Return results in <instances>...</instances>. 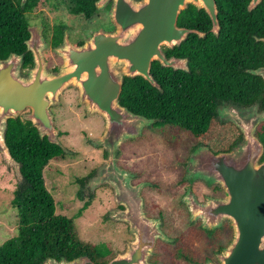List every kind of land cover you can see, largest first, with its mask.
<instances>
[{"label":"water","instance_id":"1","mask_svg":"<svg viewBox=\"0 0 264 264\" xmlns=\"http://www.w3.org/2000/svg\"><path fill=\"white\" fill-rule=\"evenodd\" d=\"M27 0H21L24 6ZM262 0H250L249 11ZM111 3L109 16L115 28H99L83 44L76 45L65 29L63 42L54 47L62 58L57 72L49 69L44 51L48 42L42 25L29 27L27 48L34 64L23 74L24 54L12 52L0 59V153L8 167L14 168L18 183L23 179L21 164L11 153L6 132L9 119L22 117L31 121L41 138L69 149L60 140L53 107L62 103L61 96L69 88L78 90V101L87 115L99 114L104 119L101 135L92 139L95 147H103L107 155L86 185L95 190L109 185L114 191L116 207L108 213L113 221L126 223L134 237L126 242L107 264H160L151 261L157 240H174L167 235L159 218H149L144 211L142 190L149 181L134 184L135 172L119 165L122 144L143 135L158 119L131 111L120 101L126 77L142 76L163 91L151 73L153 61L175 70L189 71L187 57L167 58L165 45L180 46L190 33L204 36L198 29L179 26L181 12L195 5L210 16L215 35L220 33L217 0H97L104 10ZM264 41V37L257 38ZM248 72L264 80V66ZM218 118L234 123L242 139L229 151L215 153L208 145L195 148L187 160L185 179L191 183L204 181L208 186H221L225 197L199 201L191 188L184 196L191 221L202 219V226L211 229L216 223L231 220L236 228L235 239L217 255L220 264H264V143L257 135L264 122V109L259 103L249 106L222 104ZM249 227V239L245 238ZM248 247V248H245ZM41 264H96L88 255L73 259L48 256ZM215 264L210 258L204 263Z\"/></svg>","mask_w":264,"mask_h":264},{"label":"trees","instance_id":"2","mask_svg":"<svg viewBox=\"0 0 264 264\" xmlns=\"http://www.w3.org/2000/svg\"><path fill=\"white\" fill-rule=\"evenodd\" d=\"M96 1L27 0L22 6L21 0H0V59L16 52L24 54V68L33 64V54L26 44L33 13L45 18L44 8L53 4L57 9L66 6L71 13L89 19L99 12ZM249 2L217 0L219 35L211 31L208 13L190 4L179 15L178 24L206 32V35L192 33L173 50L189 57L190 71L170 70L159 61H153L151 73L163 91L142 76L126 77L121 103L134 113L158 119L154 127L180 128L215 153L231 150L242 139V133L236 126L224 128L227 123H220L215 112L205 110L203 104L208 101L202 98L203 91L199 88L205 78L219 90L226 91L225 95L234 101L246 105L260 102L264 107V80L248 72L264 66V41L257 39L264 37V0L252 11L248 9ZM65 27L67 25L57 23L50 29L47 37L52 46L62 41ZM177 74L195 76L192 86L198 89L181 90L175 85L169 88L167 76ZM204 91L210 92L208 88ZM63 134L66 132L61 131L60 135ZM257 134L264 143V123ZM6 140L12 155L21 164L23 179L17 184L11 202L18 212L17 235L0 245V264H41L48 256L73 259L80 255L90 256L96 264H106L108 257L96 244L78 237L74 219L56 212L54 196L45 183L44 170L49 162L65 159L69 152L47 137L41 138L32 122L22 117L9 119ZM78 183L81 185L78 195L83 197L85 178ZM92 199L90 194L78 216Z\"/></svg>","mask_w":264,"mask_h":264},{"label":"rangeland","instance_id":"3","mask_svg":"<svg viewBox=\"0 0 264 264\" xmlns=\"http://www.w3.org/2000/svg\"><path fill=\"white\" fill-rule=\"evenodd\" d=\"M52 10V16H49L48 20L43 19L37 12L33 13L35 17L33 19L47 20L48 24L67 25L72 41H76L80 33L85 34L92 28L89 20L71 13L66 6H61L57 11ZM45 11L48 15V8ZM107 13L109 15V11ZM51 62L52 65L56 63L55 58ZM61 100L59 106L53 107V112L57 128L66 132L60 135V140L69 149V154L65 159L49 162L44 170L45 183L54 196L56 212L73 218L78 237L96 244L109 261L124 247V241L131 234L127 224L113 221L108 216L109 211L116 207L114 191L109 185H102L93 191L88 188L89 193L85 191L88 180L95 175L107 155L103 147H95L92 144V139L101 135L104 130V119L99 114L87 115L85 106L79 104L78 90L75 88L66 90ZM171 133L168 126L155 127L153 130L145 129L139 138L122 144L118 163L129 170L138 168L137 171L143 172L144 178L156 182L154 188L144 190L148 205L159 202L172 225L170 230L173 234L187 233L189 226L184 218V212L173 200V196H177L183 187L178 185L182 180V169L174 164L172 157L183 155L182 152L185 151L181 149L178 151V147L171 148L173 145L166 141L176 139ZM189 139L196 140L191 134L190 138H184V140ZM181 144L182 142L175 146ZM161 157L168 158H162L165 164L159 166ZM82 178H85L84 198L78 195L81 189L78 181ZM17 184L14 168L6 165L0 153V245L17 235L18 212L11 203ZM204 190V186H196V191L200 194ZM90 194L93 195L91 204L78 216L80 209L89 200ZM156 211L157 209L153 210ZM190 239L193 244H197L196 248L207 247L206 238L201 232L199 234L198 230L194 231ZM173 250L174 247L170 245L160 246L158 260L162 264H184L173 256Z\"/></svg>","mask_w":264,"mask_h":264},{"label":"flooded vegetation","instance_id":"4","mask_svg":"<svg viewBox=\"0 0 264 264\" xmlns=\"http://www.w3.org/2000/svg\"><path fill=\"white\" fill-rule=\"evenodd\" d=\"M110 7H111V3L108 4L104 10H99V12L96 13L92 18H89V19L85 18L86 20H89V22H90L89 24L92 25V28L89 29L87 33H85V31H83L85 34L80 33L81 34L80 37L76 41H72V42L76 45L83 44L84 41L89 36H91L94 31L98 30L99 28H104L106 31L113 30L115 28V26L111 22V18L107 13V11L110 10ZM47 8H48V15L46 14V11H45ZM52 9H55L57 11V8L53 4H49L47 7H45L43 14H45L46 16H44L45 18H43V17L42 18L47 19V20L50 19V17L52 16V13H53ZM101 11H104V12H101ZM47 20L33 19V22H31L28 25V31H29V27H31V26L42 25L43 34H44L45 39L48 42V46H49L44 51V55H45V58H46V56L48 57V60H47L48 66L51 69V71L57 72L59 70L63 60L60 56H58L54 53L53 48L55 46H52L48 40L49 38L47 36H50V32H51L50 28H53L54 24L46 23ZM179 26H182V25L179 24ZM212 26H213V22L211 20V31H212ZM182 27H185V26H182ZM66 28L67 27H65L64 29H66ZM64 33H65V30H64ZM204 33L206 35V32H204ZM190 34H192V33H190ZM204 36H202V37H204ZM63 38H64V36H63ZM62 42H63V39L57 45H60ZM177 47H179V46H174L173 48H170V47L165 45L164 49H165L167 58L176 56V57H187L189 59V57L187 55H180V54L175 53L173 50ZM54 55H56V57ZM53 58H55L56 63H54L52 65L51 60ZM189 63H190V60H189ZM33 64H34V61H33ZM33 64L27 68H24V66H23L22 73L25 74L28 71V69L33 66ZM168 68L170 70L177 71V70L173 69L172 67H168ZM241 68H243V66H241ZM180 70L185 71L182 69H180ZM189 71H190V65H189ZM189 71H186V72H189ZM167 73H169V71H167ZM195 78H196L195 76H184L181 74H177V75L172 76V77L168 75L166 79H167V85L169 86V88L171 86L175 85L181 90H185V89L190 90V88L197 90L198 89L197 87L192 86V82H193L192 80ZM202 80H203L202 81L203 86L201 88H199V90L203 91L202 98H204L208 101V102L203 104L204 106H206L205 110H207V112H211V111L215 112L217 120L220 123H227L224 126V128L232 129L234 126H236L234 123L225 122V121H222L218 118L217 111H216L217 106L222 105V104H235L238 106H249V105L242 104L241 102H238V101H234L232 98H229L225 95L226 91L219 90L217 88L216 84L212 83L211 81L206 80L205 78H203ZM170 83L172 85H170ZM230 86L231 85H229L228 87H230ZM206 88H208L210 90V92H205L204 90ZM257 103H259V105H260V110H263L264 109L263 105L260 102H257ZM212 106H213V109H211ZM177 112H183V111H177ZM185 112H189V110H186ZM154 128L155 127L153 125L152 127L147 128V129L153 130ZM168 128L170 131H172V133H171L172 136L176 137V139H167L166 140L168 143L173 145V147H171V148L178 147V151L180 149L185 151V152H182L183 155L172 157V159H174V164L178 165V167H180L182 169V175H181L182 180L178 185L179 186L182 185V187H183L182 191L177 196L176 195L173 196V200L175 202H177V205L179 206L180 210L182 212H184V218H185L189 228H188L187 233L180 232L177 234H173L171 232L170 228L172 227V225H171L170 221L167 219V217L165 216L164 209L161 208V205L159 204V202H152L148 205V201H147L146 197L144 196V190L146 188H150V187L154 188L156 186V182L144 178L143 172L137 171V170H139L138 168L136 170H132L136 174V176L133 180L134 184H140V183L145 182V181L150 182V184L145 186L144 189L142 190V196L144 198V211H145L146 216L149 218H159L161 220L163 231L167 235L174 238V240H171L169 242H166V241L162 240L161 238H159L157 240V243H156L155 253L152 255L150 260L155 262V263L162 264V262H160L158 260L159 254H160L159 247L162 245H164V246L170 245L171 247H174L173 256L176 259L183 261L184 264H190L193 262L204 263L209 258L215 264H220V260L217 258V255L220 252H223V250L235 239L236 228L234 227L232 221L228 220V219L221 222V223H219V222L216 223V226L214 228H211V229L203 228L202 219H199L197 222L191 221V215H190L189 208H188L187 204L184 202V196L187 193L188 189L191 188L192 191L196 194L199 201L201 203H203L207 200L208 196L211 198H215V199L225 197V195H226L225 190L219 185H215V186L210 187L204 181H196L194 183H191L189 180L185 179L187 160H188L190 154L192 153V151L195 148H197L198 146H201V145H205V144L198 141V140H191V139L184 140V138H190V134L181 130L180 128L171 127V126H168ZM178 136H181L182 138H179ZM181 142H182V144L180 146L179 145L175 146L176 144H180ZM162 158L164 159V158H168V157H161V160L158 162L159 166L165 164V161H162L163 160ZM198 185H202L205 188V190L201 194L196 191V186H198ZM85 191L87 193H89L88 188H86ZM156 209H157V211L153 212V210H156ZM195 230H198L199 234L201 232V234L206 238V240H207L206 246L207 247L205 249L204 248L199 249L198 247L196 248L197 244L192 243L190 237L193 235ZM246 230H247L248 235H246L245 238L248 237V239H249V227ZM133 238L134 237L130 235V237L124 241V247L120 251H123L126 248V242L129 239H133ZM245 248H248V247L245 246ZM176 253H178L179 255L175 256ZM107 262L108 261H106V264H107Z\"/></svg>","mask_w":264,"mask_h":264}]
</instances>
